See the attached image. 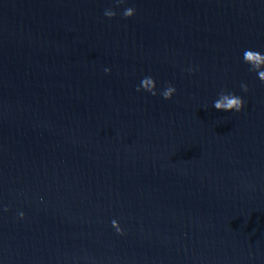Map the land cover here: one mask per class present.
Here are the masks:
<instances>
[{
	"label": "water",
	"instance_id": "water-1",
	"mask_svg": "<svg viewBox=\"0 0 264 264\" xmlns=\"http://www.w3.org/2000/svg\"><path fill=\"white\" fill-rule=\"evenodd\" d=\"M245 49L264 0H0V264H264ZM149 75L175 95L137 91Z\"/></svg>",
	"mask_w": 264,
	"mask_h": 264
},
{
	"label": "clouds",
	"instance_id": "clouds-1",
	"mask_svg": "<svg viewBox=\"0 0 264 264\" xmlns=\"http://www.w3.org/2000/svg\"><path fill=\"white\" fill-rule=\"evenodd\" d=\"M113 4L119 6L124 3V0H112ZM117 8L109 7L104 10V16L112 18L117 15ZM135 12V9L131 7L123 8L122 13L123 17L132 16ZM243 61L249 65V70L255 72L259 79L264 80V53L253 50L245 49L242 56ZM188 71H194V69L189 68ZM104 72L111 73L112 69L110 67H105ZM241 88L244 92L249 90V85L247 83H242ZM137 91H146L153 96L160 95L164 99H171L177 92V88L174 84L168 83L166 87L160 89L158 87V82L154 76H144L142 77L140 83L137 85ZM212 105L218 110L232 111V112H241L244 110L246 101L245 98L241 95H238L235 92L231 91H221L218 95V98L215 99ZM19 217L23 218L24 213L21 211L18 213ZM116 221H113L115 224ZM122 234L123 230L118 229Z\"/></svg>",
	"mask_w": 264,
	"mask_h": 264
}]
</instances>
